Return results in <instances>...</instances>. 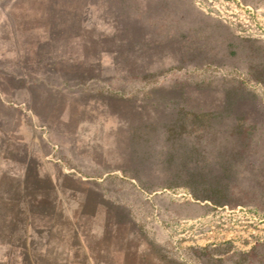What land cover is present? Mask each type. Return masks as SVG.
Instances as JSON below:
<instances>
[{
  "label": "rangeland",
  "instance_id": "1",
  "mask_svg": "<svg viewBox=\"0 0 264 264\" xmlns=\"http://www.w3.org/2000/svg\"><path fill=\"white\" fill-rule=\"evenodd\" d=\"M0 264H264V0H0Z\"/></svg>",
  "mask_w": 264,
  "mask_h": 264
}]
</instances>
